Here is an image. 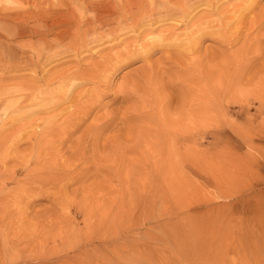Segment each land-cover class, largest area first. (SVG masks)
<instances>
[{
  "label": "rangeland",
  "instance_id": "374dc122",
  "mask_svg": "<svg viewBox=\"0 0 264 264\" xmlns=\"http://www.w3.org/2000/svg\"><path fill=\"white\" fill-rule=\"evenodd\" d=\"M4 1L7 3L8 0H0V4ZM14 2L19 4L10 14L27 15L35 13L38 8L48 7L45 12L58 14L57 19L64 14L76 15L77 7L94 4L96 0ZM244 2L247 0H221L220 3L223 8L235 6L237 9ZM203 11L199 7L196 12L201 14ZM263 14L264 0H257L252 12L244 17L245 23ZM5 28L9 32L0 29V58L3 61L0 62V100L6 98L5 105L12 109L19 93L18 86L30 82L35 75L37 78L48 77L59 69L92 65L109 54L98 55L106 46L102 42V45L87 47L78 58L66 54L52 60L42 65L37 74L30 66L12 69L14 61L19 62L21 54L29 55L31 47L39 51V42L43 38L25 32L28 25L13 24ZM109 28L102 27L101 31ZM59 30H53L51 36ZM239 31L244 33L243 28ZM263 34L264 31L258 33ZM92 36L94 38L96 34ZM135 36L123 32L118 34V40L127 41ZM240 44L233 45L231 50L235 53ZM189 49L184 46L170 54L175 58L184 55L188 59H200L208 64L213 53L219 51L210 40L196 44L192 52ZM118 50L116 48L113 53ZM53 51L55 49L50 52ZM162 57L160 52H153L144 62L133 61L119 68L109 76L105 89H98L88 80L86 85L74 91V94L89 93L93 97L89 101L93 109L83 125L74 129L71 136L64 137L62 146L56 143L50 152L52 158L48 156L49 160L62 165L63 170L61 175L52 171L53 178L49 181L42 177L45 171L48 176L49 170L36 167L34 163L27 167L31 132H21L20 129L30 127L33 121L44 126L49 117H54L62 109H69V104L53 109V112L37 109L34 114H20L17 121H14L17 117L14 112L0 108V133L9 136V141L12 137L11 145L15 142L14 132L19 133L21 142L15 145V149L23 154V158L17 160L8 146L0 149V178L4 174L11 183L0 199V264H264V114L255 116L258 103L243 95L262 71L264 57L249 68V63L239 68L238 87L233 86V90L228 87L231 90L224 96L228 103L234 98L237 104L223 105L218 110L222 122L226 125L235 122L242 131L223 134L218 147L204 152L205 162L193 165L182 181L164 184L157 180L159 182L130 186L132 191L129 200L125 201L129 209L125 216L126 229L119 231V237L113 238L118 240L115 246L104 245L105 240H94L91 244L84 242L90 235L86 224L90 226L94 217L93 213L86 214V205L90 204V208L96 210L97 203L104 201L98 198L107 199V192L120 188L119 181L108 176V169L101 167L100 163L106 151L115 148L116 153L110 156L116 159L120 152L117 150L123 151L132 140L131 126L118 118V114L127 108L121 103V91L131 84L133 78L130 77L135 72L153 66ZM238 57L239 64L244 62L243 51ZM228 90L225 89V93ZM237 112L240 116H233ZM68 113L64 112L62 118ZM97 119L109 121L108 129L98 130V135L93 138L95 142L88 141L92 136L85 128ZM78 139H81L80 143H76ZM214 141L208 133L205 142ZM31 156L35 158V154ZM76 157L79 159L74 161ZM98 157L100 171L94 161ZM116 195L120 197V194ZM166 228L171 229L173 240L166 241ZM99 231L103 230L99 228ZM71 245H78V249H71ZM94 245L100 247L92 248ZM124 246L126 250H122Z\"/></svg>",
  "mask_w": 264,
  "mask_h": 264
},
{
  "label": "bare ground",
  "instance_id": "6f19581e",
  "mask_svg": "<svg viewBox=\"0 0 264 264\" xmlns=\"http://www.w3.org/2000/svg\"><path fill=\"white\" fill-rule=\"evenodd\" d=\"M220 2L221 0H96L94 4L87 3L77 7L76 15L64 14L57 19L55 17L58 14L45 12L48 7L38 8L35 13L27 15H15L10 13L19 3L8 0L7 3L4 1L0 4V29L8 31L6 26L28 25L25 32L43 38L39 42V51L31 47L29 55L21 54L20 61H14L10 67L12 69L30 66L37 74L41 72L42 65L52 60L66 54H74L78 58L81 51L102 42L106 46L100 49L98 55L109 53L92 65L59 69L48 77L37 78L35 75L28 84L25 82L18 86L14 109L5 105L6 98L0 100V108L11 110L17 116L14 121L18 120L20 114H34L37 109L53 112V109L69 104V109H62L54 117H49L44 126L33 121L30 127L20 129L21 132H31V152L28 154L29 160L27 158L30 163L27 167L34 163L36 167L42 166L44 170H49L48 176L44 172V180L53 178L52 171L62 174V165L52 163L48 156L52 158L50 152L56 143L62 146L64 137L71 136L74 129L82 126L93 109L89 103L93 97L89 93L74 94V91L79 86L86 85L88 80L98 89H105L109 76L119 68L133 61L144 62L153 52L163 55L153 66L149 65L147 69L135 72L130 77L133 78L131 84L121 91V103L127 105V108L118 114V118L131 126L132 140L126 149L117 150L120 152L116 159L110 156L116 153L115 148L106 151V156L100 163L101 167L108 169V172L105 171L108 176L119 181L120 188L107 192V199L102 196L98 198L104 201L97 203L96 210L90 208V204L86 205V214H94L92 224H86L90 232L88 239L84 241L86 244L94 240H105L106 246L116 245L118 240L113 238L119 237L120 232L126 229L125 216L129 209L125 201L129 200L132 191L130 186L135 183L142 185L144 182H159L157 180H162L164 184L182 181L193 165L205 162L204 152L218 147L219 138L223 134L242 131L235 122L230 125L222 122L218 110L223 105L237 104L234 98L228 103L224 96L231 88L233 90L238 87L241 78L237 74L239 68L244 63H249V68L264 57V47H261L264 44V34L258 35L264 31V14L252 17L245 23L244 17L252 12L257 0H247L237 9L235 6L223 8ZM2 4L5 6H1ZM199 7L204 10L201 14L196 12ZM105 26L110 28L101 31ZM241 28L244 29L242 34L239 31ZM56 29L60 30L51 36ZM123 32L134 33L136 36L120 41L118 34ZM204 40L216 44L219 50L209 58L208 64L200 59H188L184 55H177L175 58L170 54L184 46L189 47L188 51L192 52L196 44ZM66 41L67 44L63 45ZM238 43H241L240 48L234 53L231 48ZM116 48L119 49L118 52L113 53ZM52 49L55 51L50 52ZM242 51L245 58L239 64L238 56ZM89 57L94 58V55ZM0 62H3L2 58ZM261 68L262 71L251 82L250 90L243 93L244 97L250 96L251 100L258 103L255 116L264 114V65ZM225 89L228 90L226 93ZM84 97L88 99L83 100ZM64 112L69 113L62 118ZM233 116L238 117L240 113H234ZM108 122L97 119L86 127L85 130L92 136L88 141L95 142L96 139L93 138L98 135V130L108 129ZM208 133L214 137L213 143L205 142ZM14 135L15 142L11 145L12 137L9 141V136H2L0 133V149L8 146L18 160L23 158V154L16 152L15 145L21 140L19 133L14 132ZM80 142L81 139L76 141ZM80 153L81 151L78 155ZM31 154H35V158ZM78 159L76 157L74 161ZM94 161L100 171L102 168L98 165L99 157ZM10 185L3 174L0 178V199L7 193ZM116 194H120V197ZM99 228L103 231H99ZM166 230V241H170L171 229ZM77 247L78 245L70 246L71 249H78ZM95 247L100 245L92 248ZM124 247L122 250H126V246Z\"/></svg>",
  "mask_w": 264,
  "mask_h": 264
}]
</instances>
